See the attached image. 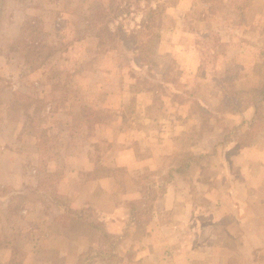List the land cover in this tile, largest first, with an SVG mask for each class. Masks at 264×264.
<instances>
[{"label": "rangeland", "instance_id": "rangeland-1", "mask_svg": "<svg viewBox=\"0 0 264 264\" xmlns=\"http://www.w3.org/2000/svg\"><path fill=\"white\" fill-rule=\"evenodd\" d=\"M157 2L149 53L118 44L144 0H0V264H133L159 223L227 240L222 213L245 210L250 244L217 248L264 264V0H209L205 20L185 18L205 0ZM160 250L139 260L221 264Z\"/></svg>", "mask_w": 264, "mask_h": 264}, {"label": "crops", "instance_id": "crops-1", "mask_svg": "<svg viewBox=\"0 0 264 264\" xmlns=\"http://www.w3.org/2000/svg\"><path fill=\"white\" fill-rule=\"evenodd\" d=\"M250 154L252 155L250 157V162H248L250 163V166H251L250 172H252V169H251L252 167L260 166L259 172L263 173L264 151L257 149L256 145L252 144L250 145ZM251 175L252 173H250V177ZM182 194L184 195V190L182 191L169 190L163 197H161L162 198L161 200L164 201L165 203L164 207L167 209H172V207H176L179 201V199H176V198H178ZM220 195H221V198L225 197L224 192H222ZM227 195L229 196L230 192H228ZM228 199L231 202V199L230 198ZM187 204L188 202H186V205ZM233 205H236V208H237L238 204L233 203ZM192 210L193 212H195L194 207ZM196 211L199 212L198 210ZM246 212L247 210L242 211V214L244 213L243 220L239 217L240 212L238 213L235 211L230 212V218L232 216L234 219L229 220V222H226V219H225L226 215L222 213L221 219L218 222H220L222 227L225 228L226 234L228 233L227 234L228 236L230 234L227 240L224 239L223 237L216 236L215 231L213 233L209 232L206 226L201 225V223L196 224L197 222L194 223L193 220L191 222L190 229L192 228V230L193 229L197 230V233L194 236H191L188 232L185 234L183 232L181 234L178 232H175V230L173 229V225L171 224L159 223L160 225L158 224L157 226H153L152 229H150V232L148 233V239H149L148 241H150L149 244L153 246L154 245L158 246V250L153 249L152 251V249H149V247L147 246L145 251L140 250L139 252H135L136 256L133 259L132 263L142 264V261L139 260L141 258V255H144V254L150 255V253L159 252L161 251L160 249L163 248L162 250V252H164L163 258H165L164 260L162 258L163 263H166V260L168 261L170 260V258L172 259V257L173 258L177 257V258L182 259L181 262H184V261L192 262L194 261V259L195 260H200L204 258L207 259L209 258L207 256L210 255L209 249H211L213 251L211 255H215L214 258L216 260H219L221 264H223V262H225L224 264H233L232 263L233 260H226V255L228 253L225 249L226 247L221 248L219 250L217 248V245L226 246L228 244L230 245L234 244L238 246L239 244H242V243L250 244V236H249V231H248L249 225L247 224L245 226V223H246L245 217H249V216H246L247 215ZM241 230H245L246 235H241L242 234ZM181 248H183V251H182L183 254L181 252L177 253L178 251H181ZM204 248L206 249V252H203ZM143 252L144 254H142Z\"/></svg>", "mask_w": 264, "mask_h": 264}, {"label": "trees", "instance_id": "trees-1", "mask_svg": "<svg viewBox=\"0 0 264 264\" xmlns=\"http://www.w3.org/2000/svg\"><path fill=\"white\" fill-rule=\"evenodd\" d=\"M221 1V0H218ZM250 3L252 2V0H249ZM145 3V8H143V16H142V20L140 23V27L138 30H133V32H131L130 34H126V35H121L118 44H125L127 45V42L129 44H132L133 50H135V48H139L143 50H145L146 52H149L153 50L154 48V41L157 37V33L155 31V27L153 25L156 24V20L160 15V11L164 8L165 4H161L159 2H157L154 6L151 5V0H144ZM209 0H205V3L203 5H201V7H199V9L195 12H193V10H189L186 14H185V18L190 16V15H195L193 17V19H197V20H205L206 19V12H210L213 13L215 12V8L213 7V5H208ZM234 7H236L237 9L240 7H243V5L241 3H235ZM105 6L102 4L100 8H97L96 10H94L92 18L91 19H95L96 22H101V18L103 17L104 14H106V10H105ZM103 23L106 26L107 21L103 20ZM99 27H97L98 29ZM105 31V30H104ZM108 31V30H107ZM146 33L147 37L144 40L141 39H137L135 41L136 38H139L140 34ZM108 34H110V36H113L114 33L112 31H108ZM115 36V35H114ZM25 38V36H24ZM113 39V38H112ZM111 40V37H110ZM31 43L29 45V50L34 52L37 51L38 52V48L37 45H35V43L33 41L29 42ZM139 52V50H137ZM255 90V89H254ZM260 99L263 100L264 99V78L262 80V82L258 85L257 90H256V97L255 99Z\"/></svg>", "mask_w": 264, "mask_h": 264}]
</instances>
